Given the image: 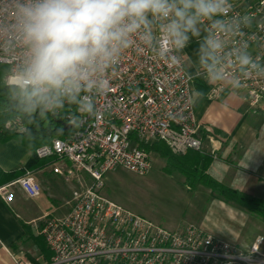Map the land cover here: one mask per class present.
<instances>
[{"label": "built area", "instance_id": "obj_1", "mask_svg": "<svg viewBox=\"0 0 264 264\" xmlns=\"http://www.w3.org/2000/svg\"><path fill=\"white\" fill-rule=\"evenodd\" d=\"M234 6L237 12L255 16L247 38L253 54L264 57V0H234ZM150 57L148 52L129 50L111 76V92L98 99L102 117L85 118L80 127L71 126L66 137H53L36 149L39 160L52 161L56 174L79 187L67 214L41 218L39 233L53 253L44 264H264L262 236L244 252L196 225L179 231L166 228L104 194L108 173L118 168L141 175L150 171L151 153L142 144L163 141L177 155L202 150L191 95L193 80ZM241 90L254 109L264 105V79L246 78ZM220 92L213 86L211 95ZM22 128L27 129L15 118L0 125V133L3 129L24 133ZM16 184L31 200L42 195V187L28 171L12 184L0 186L5 202L11 201L10 187ZM14 259L16 264H37L25 257Z\"/></svg>", "mask_w": 264, "mask_h": 264}, {"label": "clouds", "instance_id": "obj_2", "mask_svg": "<svg viewBox=\"0 0 264 264\" xmlns=\"http://www.w3.org/2000/svg\"><path fill=\"white\" fill-rule=\"evenodd\" d=\"M255 23L251 13L235 11L234 0H0V88L21 121L71 107L69 123L80 127L102 117L98 99L111 92V76L135 48L188 81L233 92L246 78L264 79V57L247 38ZM193 42L194 59L185 62ZM191 95L195 103L205 92ZM256 152L264 149L251 157Z\"/></svg>", "mask_w": 264, "mask_h": 264}, {"label": "crops", "instance_id": "obj_3", "mask_svg": "<svg viewBox=\"0 0 264 264\" xmlns=\"http://www.w3.org/2000/svg\"><path fill=\"white\" fill-rule=\"evenodd\" d=\"M195 48L193 42L184 50L182 57L185 62L190 57L194 59ZM199 80L204 84L194 83L192 91L199 89L205 92L204 98L194 103L203 147L201 151H189L184 155H198L202 159L201 165L207 159L206 173L213 179L264 201V153L256 152L251 157L254 148L264 149V105L259 109L251 107L241 89L221 91L213 97V86L202 78ZM32 156L34 152L17 139L0 141V168L4 172L23 168ZM41 162L42 166L29 171L42 187L41 197L29 199L18 184L10 187L12 199L9 203L0 196V264H16L15 257H25L37 264L47 262L46 255L34 239L41 236V218L49 213L67 214L73 192L79 188L56 174L52 161ZM174 174L176 179L169 180L172 183L168 188L170 197H185L188 210L183 212L179 221L168 223L171 230L179 231L196 225L244 252L251 250L258 237H264V217L240 205L225 202L201 184L190 188L182 173L173 172L169 176ZM65 188L69 190L68 196L64 194ZM260 250L264 254V242Z\"/></svg>", "mask_w": 264, "mask_h": 264}, {"label": "trees", "instance_id": "obj_4", "mask_svg": "<svg viewBox=\"0 0 264 264\" xmlns=\"http://www.w3.org/2000/svg\"><path fill=\"white\" fill-rule=\"evenodd\" d=\"M204 84L199 79L193 80V84ZM0 106L5 107L7 113L6 117L0 125L4 126L9 120L17 118V116L8 110L7 104L4 102L3 90L0 91ZM72 113L71 107H67L59 115L48 114L44 117H38L34 121H23L27 127V131L24 133H17L3 129L0 133V141L5 142L11 139H17L25 147L35 153L36 149L51 141L53 137L64 138L72 131H64L62 123L69 124L68 115ZM4 128V127H3ZM143 147L149 153H156L162 159L166 161L164 170L168 174L173 172L182 173L187 180V184L190 188H194L195 184H201L217 195L220 199L227 203L240 205L245 207L250 212L256 213L264 217V201L249 196L248 194L234 190L227 187L206 173L208 160L205 159L203 165H201L202 159L198 155H177L171 151L169 146L163 141H155L149 144H142ZM189 155V156H188ZM42 160H39L35 154L27 162V164L14 172H4L0 168V186L4 184L18 180L26 174L27 171H33L43 165ZM39 244L42 252L46 255V260L50 261L53 253L48 248L45 239L41 236L34 237Z\"/></svg>", "mask_w": 264, "mask_h": 264}, {"label": "rangeland", "instance_id": "obj_5", "mask_svg": "<svg viewBox=\"0 0 264 264\" xmlns=\"http://www.w3.org/2000/svg\"><path fill=\"white\" fill-rule=\"evenodd\" d=\"M5 69L6 65L0 64V81L3 80ZM6 113L5 107L0 106V122L4 121ZM151 161L152 167L144 175L125 168L108 173L105 177L104 191L111 200L131 212L169 228L168 223L179 221L183 212L188 210V206L185 197H170L168 188L172 183L169 180L176 179V175L169 176L164 170L166 161L156 153L151 154ZM17 190L20 191V188ZM63 191L65 195H69L68 189L65 188Z\"/></svg>", "mask_w": 264, "mask_h": 264}, {"label": "water", "instance_id": "obj_6", "mask_svg": "<svg viewBox=\"0 0 264 264\" xmlns=\"http://www.w3.org/2000/svg\"><path fill=\"white\" fill-rule=\"evenodd\" d=\"M62 125H63V130L64 131H67V130H69L71 128L70 124L62 123Z\"/></svg>", "mask_w": 264, "mask_h": 264}]
</instances>
